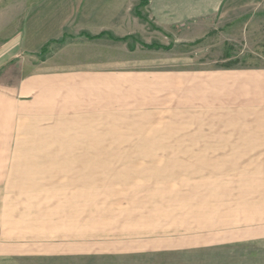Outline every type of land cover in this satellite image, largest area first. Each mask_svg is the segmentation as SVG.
<instances>
[{
	"label": "rangeland",
	"instance_id": "1",
	"mask_svg": "<svg viewBox=\"0 0 264 264\" xmlns=\"http://www.w3.org/2000/svg\"><path fill=\"white\" fill-rule=\"evenodd\" d=\"M150 5L151 0H133L130 18L115 19L117 27L131 29L126 36L124 32L111 34L122 41L98 46L100 41L110 42L108 34H88L89 40H84L78 55L75 47L79 38H74L66 50L67 58L60 65L45 67L61 77L51 82L59 97L46 98L56 102L46 108V114L58 116L57 120L48 118L34 129L18 132L15 190L48 191L4 195V201L15 202L14 241L11 234H5L4 249L44 248L35 245L44 231H50L52 240L62 238L68 245L80 244L87 249L130 238L182 236L187 231V218L182 215H186L191 187L211 185L212 179L217 180L210 177L218 175L214 172L264 170V160H259L263 159L259 155L264 154V146L226 138L227 131H220L224 136H213L210 128L197 130V114L189 112L190 96L197 101L203 84H207L192 80L202 77V72L264 68V10H245L224 18L213 17L211 22L189 20L165 27L155 18ZM204 26L217 31L232 26L233 31L216 33L207 42L188 39L187 29ZM106 51L116 56L117 63H129L92 64L100 61L97 54ZM26 81L27 78L16 81L15 89ZM207 86L208 91L213 90L208 97L214 100L219 96L220 83ZM208 117L209 114L207 123ZM205 175L208 177L203 178ZM251 184L264 188V180ZM258 196L264 200V193ZM28 230L32 235L25 233ZM259 231L264 233V225ZM54 244L52 248L57 247ZM187 261V254H165L46 260L5 256L2 263Z\"/></svg>",
	"mask_w": 264,
	"mask_h": 264
},
{
	"label": "crops",
	"instance_id": "2",
	"mask_svg": "<svg viewBox=\"0 0 264 264\" xmlns=\"http://www.w3.org/2000/svg\"><path fill=\"white\" fill-rule=\"evenodd\" d=\"M132 1L0 0V264L5 256L46 260L165 254H187V264H264V233L259 231L264 225V200L258 196L260 192L264 193V188L251 184L264 180V170L214 172L218 175L210 177L217 180L212 179L211 185L191 187L186 215H182L187 218V231L182 236L161 234L143 239L130 238L87 249L80 244L68 245L62 238L52 240L50 231H44L41 241L34 242L44 248L4 249L5 234H11L13 241L15 236V202L4 201V195L48 191L15 190L18 132L34 129L37 123L48 118L57 120L55 116H58L53 112L46 114L49 112L46 108L56 104L49 102L47 97H59L51 82L61 77L46 71L45 67L60 65L67 58L66 50L74 38L76 41L79 38L75 47L78 55L84 47V40H89L88 34H108L110 42L100 41L98 46H112L122 41L111 34H130V27H117L115 19L130 18L128 11ZM150 8L158 22L169 27L181 21L211 22L216 16L224 18L235 12L264 10V0H151ZM104 18L105 21L101 20ZM232 31V26L218 31L212 26L187 29L189 40L205 42L216 33L221 35ZM98 41L95 37V42ZM43 49L46 52H42ZM97 55L100 61L92 62L94 65L129 63V60L117 63L116 56L109 51ZM101 59L107 61L101 62ZM199 75L202 77L192 80L207 84H203L202 95L197 101L195 96L189 98V112L197 114L198 123L194 128L205 131L210 128L213 136H224L220 131H227L226 138L236 137L264 146V68L229 69ZM22 78H27L26 83L21 87L17 84L15 89V82ZM216 81L220 83L219 96L213 100L208 97L213 90L208 91L207 85ZM191 122L192 119L189 128ZM263 156L260 154L259 158L263 159L259 160H264ZM30 232L25 233L32 235ZM53 243L57 247L52 248Z\"/></svg>",
	"mask_w": 264,
	"mask_h": 264
}]
</instances>
